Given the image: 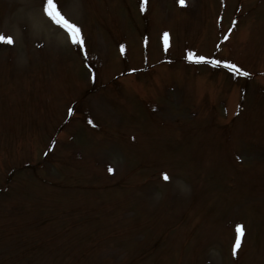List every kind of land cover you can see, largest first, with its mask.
<instances>
[{"label":"rangeland","instance_id":"rangeland-1","mask_svg":"<svg viewBox=\"0 0 264 264\" xmlns=\"http://www.w3.org/2000/svg\"><path fill=\"white\" fill-rule=\"evenodd\" d=\"M62 2L70 19L83 16L80 7L70 4L73 0ZM122 3L128 9L125 19L133 25L114 28L109 18L98 30L86 20V39L97 53L98 71L108 72L111 80L98 77L83 94L88 72L67 30L46 15L44 0H0V32L15 40L11 46L0 42V188L13 182L0 195V264L26 259L20 236L8 233L28 230L31 236L36 213L54 244L66 242L64 252L49 249L46 264H264V0H150L153 14L146 18L134 0ZM109 4L121 11L120 0ZM103 9L104 3L95 1L85 12L96 19ZM164 31L171 35V46L162 53ZM144 32L147 49L141 47ZM125 37L132 39L126 66L113 51L115 41ZM192 49L197 51L193 57L231 60L251 77L235 81L212 63L198 66L189 59ZM128 67L145 71L120 77ZM23 74H29L37 89L27 105L10 104L16 97L7 81L28 83ZM59 91L77 100L80 113L62 131ZM36 103L41 109H30ZM29 110L43 112V122L22 135L18 121L25 123ZM85 115L101 129L85 124ZM56 132L58 143L47 162L42 152ZM16 136L13 147H3ZM25 162L34 163L42 179L65 184L81 178L100 188L66 193L41 187L29 169L12 175ZM132 167L135 172L128 171ZM143 180L148 209L140 206L137 189L130 191ZM119 181L128 184V194L123 189L120 197H113ZM128 196L139 205L126 203ZM96 213L100 226L110 213L102 222L120 227L105 237H88L93 231L77 222ZM185 216L195 220L183 221ZM237 224L243 234L234 259L230 248ZM63 230L69 232L58 241Z\"/></svg>","mask_w":264,"mask_h":264},{"label":"snow or ice","instance_id":"snow-or-ice-1","mask_svg":"<svg viewBox=\"0 0 264 264\" xmlns=\"http://www.w3.org/2000/svg\"><path fill=\"white\" fill-rule=\"evenodd\" d=\"M179 2L183 4L185 0H179ZM44 11L56 24L61 25L67 30V32L70 34L74 43L83 44V37L81 35L80 28L77 26V24L71 22L60 11H58L57 5L54 2V0H44ZM165 36H167V33H165ZM0 42L12 44L14 41L11 35H5L2 32H0ZM193 58L196 60L197 63L201 61H205L209 63H216V64L220 63V61L207 60V58L203 56L193 57V55L189 53V59H193ZM225 67L231 68L233 71L240 72L242 75H245V76L249 75V73L241 70L240 68L237 67V65L233 63H225ZM89 123H91V121H89ZM108 170L112 171L111 168H109ZM163 179L164 180L169 179L166 172L163 173ZM236 232L238 235L236 236V239H235L234 252H235V248H239L240 246V235L242 234L241 225L239 224L236 225Z\"/></svg>","mask_w":264,"mask_h":264},{"label":"trees","instance_id":"trees-1","mask_svg":"<svg viewBox=\"0 0 264 264\" xmlns=\"http://www.w3.org/2000/svg\"><path fill=\"white\" fill-rule=\"evenodd\" d=\"M20 100V98L19 99H17V101H19ZM10 142L8 143V144H5L3 147H5V148H7V149H10L11 148V143H12V147H13V145H14V143H17L18 142V140L16 141V140H13L12 138H11V140H9Z\"/></svg>","mask_w":264,"mask_h":264}]
</instances>
